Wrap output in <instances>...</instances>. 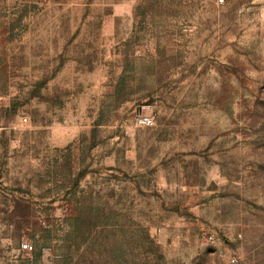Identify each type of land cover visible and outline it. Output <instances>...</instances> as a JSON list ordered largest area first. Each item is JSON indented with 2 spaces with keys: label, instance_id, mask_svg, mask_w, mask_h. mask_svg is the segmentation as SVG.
<instances>
[{
  "label": "rangeland",
  "instance_id": "1",
  "mask_svg": "<svg viewBox=\"0 0 264 264\" xmlns=\"http://www.w3.org/2000/svg\"><path fill=\"white\" fill-rule=\"evenodd\" d=\"M0 264H264V0H0Z\"/></svg>",
  "mask_w": 264,
  "mask_h": 264
},
{
  "label": "built area",
  "instance_id": "2",
  "mask_svg": "<svg viewBox=\"0 0 264 264\" xmlns=\"http://www.w3.org/2000/svg\"><path fill=\"white\" fill-rule=\"evenodd\" d=\"M140 124H141L142 126H145V127H150V126H152L153 122H152V119H151L150 117H142V118L140 119ZM22 249H23L24 251H28V250H30V246L27 245V244H24V245L22 246Z\"/></svg>",
  "mask_w": 264,
  "mask_h": 264
}]
</instances>
